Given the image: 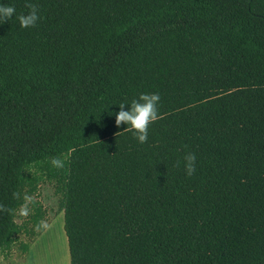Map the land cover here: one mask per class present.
Wrapping results in <instances>:
<instances>
[{
  "label": "trees",
  "instance_id": "16d2710c",
  "mask_svg": "<svg viewBox=\"0 0 264 264\" xmlns=\"http://www.w3.org/2000/svg\"><path fill=\"white\" fill-rule=\"evenodd\" d=\"M31 2L0 25V254L40 235L50 183L69 264H264V0ZM142 92L139 144L115 113Z\"/></svg>",
  "mask_w": 264,
  "mask_h": 264
},
{
  "label": "rangeland",
  "instance_id": "374dc122",
  "mask_svg": "<svg viewBox=\"0 0 264 264\" xmlns=\"http://www.w3.org/2000/svg\"><path fill=\"white\" fill-rule=\"evenodd\" d=\"M32 200L42 204L45 209L43 229L25 254L17 244L10 253L0 254V264H69L64 213L59 210L58 197L53 185L41 184ZM28 208L25 207L23 210V219L26 214L32 213V209ZM23 219H19L18 222L21 223ZM20 240L27 241L25 237H21Z\"/></svg>",
  "mask_w": 264,
  "mask_h": 264
},
{
  "label": "clouds",
  "instance_id": "9594fccd",
  "mask_svg": "<svg viewBox=\"0 0 264 264\" xmlns=\"http://www.w3.org/2000/svg\"><path fill=\"white\" fill-rule=\"evenodd\" d=\"M26 13H16L14 4L0 2V25L11 19H16L21 28L33 27L40 19L39 10L35 3L26 0ZM160 94L158 92H142L138 97L130 102H121L119 111L115 113V123L117 126L125 124V130L131 132L137 143L144 144L148 140L149 125L158 119V104ZM127 105V108L125 107ZM123 132V131H122ZM196 155L193 152H185L183 156V167L186 176H192L195 171ZM51 164L56 168L63 167V161L60 158L53 157ZM13 197L18 193L13 192ZM29 199V197H26ZM43 221L41 222V225Z\"/></svg>",
  "mask_w": 264,
  "mask_h": 264
}]
</instances>
